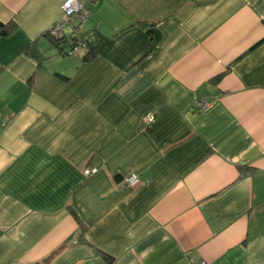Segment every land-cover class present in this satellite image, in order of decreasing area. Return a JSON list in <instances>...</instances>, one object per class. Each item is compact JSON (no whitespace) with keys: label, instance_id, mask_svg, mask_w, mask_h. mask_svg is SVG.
<instances>
[{"label":"crops","instance_id":"1","mask_svg":"<svg viewBox=\"0 0 264 264\" xmlns=\"http://www.w3.org/2000/svg\"><path fill=\"white\" fill-rule=\"evenodd\" d=\"M67 1L0 0V264H264V0Z\"/></svg>","mask_w":264,"mask_h":264},{"label":"built area","instance_id":"2","mask_svg":"<svg viewBox=\"0 0 264 264\" xmlns=\"http://www.w3.org/2000/svg\"><path fill=\"white\" fill-rule=\"evenodd\" d=\"M88 8L76 1L68 0L63 6V18L57 22L49 31V34L53 37L62 38L67 37L71 40L72 45L69 50L68 55H76L81 48L86 47V42L81 38L83 22L89 15ZM66 29H68V34H66ZM202 109L207 108V104L200 106ZM155 120V115L153 113L147 114L144 118L145 125L149 126ZM93 173L92 170H86L85 174L87 176ZM126 183L129 186H136L139 183V178L137 176H130L126 179ZM200 264H207L206 262H201Z\"/></svg>","mask_w":264,"mask_h":264},{"label":"trees","instance_id":"3","mask_svg":"<svg viewBox=\"0 0 264 264\" xmlns=\"http://www.w3.org/2000/svg\"><path fill=\"white\" fill-rule=\"evenodd\" d=\"M15 26L13 25V24H11V25H4V24H2V23H0V31L2 32V34H7V33H9L11 30H13V28H14ZM50 37H51V39H52V41H53V43H57V44H61V43H63L64 42V40L66 39V38H68V36L67 37H62V38H55V37H53V36H51L50 34H49V32L47 33ZM70 40V39H69ZM71 41V40H70ZM70 44L72 45V42H70ZM70 48L71 47H69V49L67 50V52H66V55H68V53H69V50H70ZM150 126V125H149ZM90 176V175H89ZM129 178V177H128ZM127 179V178H126ZM126 179L124 180V182L126 183ZM105 257V259L110 263V264H112V262H113V259L110 257V256H107V255H105L104 256Z\"/></svg>","mask_w":264,"mask_h":264},{"label":"rangeland","instance_id":"4","mask_svg":"<svg viewBox=\"0 0 264 264\" xmlns=\"http://www.w3.org/2000/svg\"><path fill=\"white\" fill-rule=\"evenodd\" d=\"M66 34H68V29H66ZM130 178V177H129ZM139 183H140V178H139ZM137 183V185L139 184ZM131 187H135V186H131Z\"/></svg>","mask_w":264,"mask_h":264},{"label":"clouds","instance_id":"5","mask_svg":"<svg viewBox=\"0 0 264 264\" xmlns=\"http://www.w3.org/2000/svg\"><path fill=\"white\" fill-rule=\"evenodd\" d=\"M87 46V45H86Z\"/></svg>","mask_w":264,"mask_h":264}]
</instances>
